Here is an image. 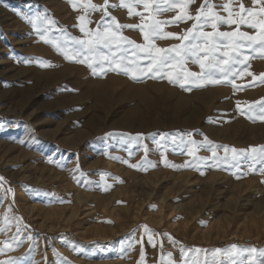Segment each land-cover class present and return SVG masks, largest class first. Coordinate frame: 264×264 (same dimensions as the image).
<instances>
[{
    "label": "rangeland",
    "instance_id": "obj_1",
    "mask_svg": "<svg viewBox=\"0 0 264 264\" xmlns=\"http://www.w3.org/2000/svg\"><path fill=\"white\" fill-rule=\"evenodd\" d=\"M120 2L108 0L102 16L105 0H0V261L264 264V82L254 79L264 73V51L258 40L237 51L221 40L218 66L204 60L202 70L191 57L170 61L163 78L140 72L150 61L122 42L87 54L95 74L79 62L83 55L65 59L64 51L80 47L76 40L110 24V31L146 43L139 28L117 29L113 17L120 25L154 18L163 32L183 36L203 0L186 8L193 19L176 23L165 22L181 14V0H156L160 11L125 0L131 16ZM208 3L227 18L222 5L228 0ZM240 3L257 26L239 30L259 37L264 0H232L234 19ZM37 16L44 19L34 27ZM196 31L213 29L209 23ZM113 60L127 74L110 70ZM225 60L227 76L220 71ZM46 71L56 75L35 78ZM169 72L182 76L170 83Z\"/></svg>",
    "mask_w": 264,
    "mask_h": 264
},
{
    "label": "snow or ice",
    "instance_id": "obj_2",
    "mask_svg": "<svg viewBox=\"0 0 264 264\" xmlns=\"http://www.w3.org/2000/svg\"><path fill=\"white\" fill-rule=\"evenodd\" d=\"M253 4H256L260 2V0H252ZM136 4H143L145 9H154L155 11H160V9L155 8L156 0H135ZM195 3V0H181V14L176 16L173 20L167 21L165 23H176L178 21H183L185 18L191 20L193 19L192 16L187 15L186 8ZM232 3V0H228V3H225L222 5L224 11L228 13L227 18L218 15L213 9L217 7L216 5L209 4L208 0H203V3H201L200 8L197 10V14L195 16L196 23L192 25V27L188 28L183 36H180L176 33L172 32H163L160 25L161 21L152 19V23L146 24V25H120L118 22L115 21V18H112L113 23L115 24V27L117 29L119 28H139L141 31V34L146 41L143 45L135 44L134 41L131 39L124 37L122 35H119L117 32H112L110 29L112 28V25L110 24L108 28H105L103 33L97 31L95 34L91 35L89 39H79L76 40L75 43H77L80 47L73 48L71 51H64V58L67 60H75L81 55L84 56L82 60H80V63H87L88 67L92 69L93 74H95L96 69L93 66V64L90 62V57L87 55L88 53H96L98 48L100 46L108 47L111 44L115 43L117 46H120V43L132 45L135 49H138L140 53H143L144 57L147 58L150 62L146 65L147 71L145 72L144 67H140L139 71L142 72L144 75L154 74L153 78H163L161 75V69L165 68L169 65L170 61H176V65H179L182 63L183 60L188 59L189 57L194 58V62H198L200 65V68L203 70L205 68L204 60L209 61V66L216 67L219 65L220 61L217 59V57L214 55V53L217 51V49L221 46V40H227L230 41V43L227 45L228 47H231L234 51H237L241 47H248V42L251 41H257L258 40V46L260 47L261 51H264V20L259 21L260 25V35L259 37L251 36L246 32H242L239 30L240 25H249L250 27L255 28L257 25L255 23H249V20L251 16L253 15V12L251 9L245 8L243 3H240L239 5V12L235 13L236 19L233 18V11L230 7ZM91 9L97 10L98 6L95 4L88 5ZM107 6H108V0H105L104 4V11L102 13L103 15H107ZM121 7H127L129 15H133L132 7L125 3V0H121L120 2ZM167 11L168 9H163ZM261 13H264V8H261ZM244 13H248V16L246 17L243 15ZM137 15H140V13H136ZM42 17H35L33 21H30L33 23V26L35 27V20H43ZM81 21L84 20V17H78ZM210 23L211 28L213 29L212 32H203L199 31L197 34V29H200L203 25H207ZM221 24H227V25H236L237 30L232 32H221L218 30L219 25ZM145 28H147V31H145ZM81 32H84L83 26L80 28ZM38 34L39 30H38ZM43 38V37H42ZM154 38H172V39H178L182 40L186 43L182 44H176L172 45L168 48H160L157 47L154 43ZM193 41H196L193 43ZM202 41V43H201ZM47 43V41H45ZM201 53H203V57H201ZM133 55H136V52H133ZM227 55V53H225ZM105 60H108V57H104ZM234 59V58H233ZM110 64H115V67H112L110 70L112 71H124L125 74H127L128 69L123 68L121 64L116 63L114 60L109 61ZM226 67L220 68V71L224 73L226 76L228 73L231 72V63L228 60L223 61ZM176 65H173L175 67ZM42 66H50L47 64H43ZM186 76L190 77H196L197 74L186 72ZM250 76H254L253 73L248 72L247 73ZM167 78L170 83H175L179 76H173L171 72L167 73ZM133 78H136L135 76ZM254 79H259L261 82H264V73H260L258 77L254 76ZM211 83H217L216 80H210ZM183 87V85H181ZM234 87H237L236 85H233ZM262 104H264V101H261ZM261 119H264V116L261 117ZM194 143V142H193ZM233 153H236V149H232ZM255 151V149H253ZM260 152L262 155L260 156V160L262 163H264V148L260 149ZM133 167H137L136 165H133ZM255 171V169H253ZM259 171L261 173H264V167L260 168ZM0 180H3V177H0ZM264 182V181H262ZM10 191V190H9ZM119 203V202H118ZM145 230L147 231V228L145 226ZM149 242H151V235H149ZM235 247V246H233ZM2 251V249H0ZM219 251V250H217ZM253 252H255V249H252ZM144 252L143 249L141 250V260H143ZM0 264H16L15 259L11 261H0ZM64 264H69V262L64 261ZM139 264V262H138ZM230 264H235V261L230 262ZM252 264V262H250Z\"/></svg>",
    "mask_w": 264,
    "mask_h": 264
},
{
    "label": "bare ground",
    "instance_id": "obj_3",
    "mask_svg": "<svg viewBox=\"0 0 264 264\" xmlns=\"http://www.w3.org/2000/svg\"><path fill=\"white\" fill-rule=\"evenodd\" d=\"M37 73V74H36ZM35 75H36V79L37 80H42V78L46 77V78H51L52 76L54 77L56 75V71H46V72H36ZM58 74V73H57ZM60 74V73H59ZM34 78V79H35ZM56 78V77H55ZM33 79V78H32ZM52 79V78H51ZM46 80V79H44ZM39 82V81H38ZM145 97V96H144ZM182 105V104H181ZM183 106V105H182ZM183 108V107H182ZM197 112V111H196ZM187 119V118H186ZM188 125V124H187ZM191 125V124H190Z\"/></svg>",
    "mask_w": 264,
    "mask_h": 264
},
{
    "label": "crops",
    "instance_id": "obj_4",
    "mask_svg": "<svg viewBox=\"0 0 264 264\" xmlns=\"http://www.w3.org/2000/svg\"><path fill=\"white\" fill-rule=\"evenodd\" d=\"M172 74H174V73H172ZM195 74H197V76H196V77L205 76V74H204V73H195ZM185 75H186V74H185ZM179 76H182V75H180V74H179Z\"/></svg>",
    "mask_w": 264,
    "mask_h": 264
}]
</instances>
